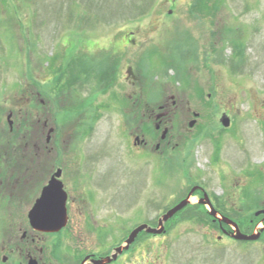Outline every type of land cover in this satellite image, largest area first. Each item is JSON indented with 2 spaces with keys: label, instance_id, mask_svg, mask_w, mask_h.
I'll return each mask as SVG.
<instances>
[{
  "label": "rangeland",
  "instance_id": "1",
  "mask_svg": "<svg viewBox=\"0 0 264 264\" xmlns=\"http://www.w3.org/2000/svg\"><path fill=\"white\" fill-rule=\"evenodd\" d=\"M119 50L122 60L110 57ZM151 107L170 115L167 141L139 125ZM10 113L17 127L11 135ZM25 116L31 122L23 131ZM139 131L152 136L150 154L132 146ZM5 152L13 199L0 210V246L24 223L33 203L24 201L35 199L59 168L76 185L80 176L86 184L92 170V185L108 187L105 202L115 200L101 223L117 237L144 224L157 228L193 191L187 210L197 205L204 213V195L219 219L248 228L264 210V0H0ZM197 214L171 220L163 236L144 235L147 264H246L244 249L219 244L218 225Z\"/></svg>",
  "mask_w": 264,
  "mask_h": 264
},
{
  "label": "flooded vegetation",
  "instance_id": "2",
  "mask_svg": "<svg viewBox=\"0 0 264 264\" xmlns=\"http://www.w3.org/2000/svg\"><path fill=\"white\" fill-rule=\"evenodd\" d=\"M130 35V37H132L134 34L131 33ZM128 42L131 43V39ZM122 53L123 52L119 50L118 53H112L110 56L118 57V59L122 60ZM131 71L133 72L134 70ZM165 110V107H160L159 110L152 109L151 107L145 111H142V113L145 115L142 117L139 125L141 127L145 125L151 129H154V135H160L162 138L163 132L167 130L164 128V125H166V122L170 118L169 113L165 112ZM137 111L139 110L137 109ZM45 127H47V124ZM8 129L9 135L13 134L14 125L12 129L8 125ZM123 132L125 133V131ZM122 133L121 135H123ZM150 136L146 133H142V131H139L134 136V141L139 139L140 143H134L132 146L136 149H139L141 152L143 151L142 153L150 154L153 152V141H151ZM56 140H54V145L57 146V142L60 141L58 139ZM51 141L52 140H50V138H47L45 144L42 142L41 145L40 143V150L44 152V154L41 156V158L44 159L43 161H45V151H47V145H49ZM165 141H167V139ZM168 143L162 147L158 146V144L157 146L159 149L156 147L155 150L162 151V149L169 146ZM10 144L11 143L8 142L7 145ZM10 156L11 154L7 152L0 154V169L2 170L4 168V171H0V210H2V204L4 201H6L7 204L11 203L10 201L13 199V185L11 182V172L13 166ZM98 160L99 159L96 160L94 157V161ZM59 170L61 171L59 182L62 184V190L66 199L65 206L68 219L67 226L57 233L35 231L29 222V212L35 206L36 202L42 198L44 190L47 188L53 176ZM91 171L92 170L88 171L86 176L84 174V177L87 179L86 184L84 183L85 179L80 176L79 178L82 180L80 179L81 181L78 180V182L82 183V185H76V179L73 178L74 176H70L73 174L70 173L69 175V173H67L63 168H59L41 187L39 194L35 199L32 198V200L29 201L31 196H28L29 200L24 201L23 205H30L33 202L31 208L28 211V214L22 218L24 223L14 227L13 233L10 235L9 243L0 246V264H147V259L145 257L148 255L143 257L140 241L144 235H148L140 234L136 242L130 247L129 250H121L119 252L118 249H120L122 246H125L130 234L128 237H126L125 234H123L121 237H117L116 233L108 232V226L106 224L101 223L104 218L102 211L107 207L108 203H113L115 199L113 197L112 201H107V203L105 202L106 200L104 199L103 195H105L106 192L108 193V187H106V185H92L93 181L95 180V176L94 172ZM5 176L7 178L6 187L3 189V181ZM9 183L11 185H9ZM200 202L208 205L212 204L211 201L209 202L208 198L204 195L200 197ZM19 204L21 203L19 202ZM201 207H203V210L205 211L204 213L208 215L209 220L213 224L218 225L221 236L217 237L216 241L219 244H222L224 241H229L233 245L243 248L244 251L242 250L240 252L244 254L243 257L246 259V264H264L263 209L257 212H260L258 216L257 213L255 214V219L257 220L249 221L248 228L243 229L240 223H235L242 235L247 237L253 235L259 236L254 242H244L237 241L235 239L232 227L215 222L206 210V205H201ZM92 209H98V217H96L97 215L92 212ZM100 210L101 212L99 213ZM255 222H257L256 227L252 229ZM115 226L117 229L113 231L116 232L120 227L118 225ZM148 237L150 239L153 238L151 236ZM110 238L115 243L112 246L108 244ZM80 242H83L84 244L79 245ZM90 242L96 243L90 244ZM154 263L155 261L153 262L149 260V264Z\"/></svg>",
  "mask_w": 264,
  "mask_h": 264
},
{
  "label": "water",
  "instance_id": "3",
  "mask_svg": "<svg viewBox=\"0 0 264 264\" xmlns=\"http://www.w3.org/2000/svg\"><path fill=\"white\" fill-rule=\"evenodd\" d=\"M11 119L12 114H10L7 118L9 127L12 129L13 122L11 121ZM195 124L196 122L193 121L192 123H190L189 127L193 128ZM221 124L225 129H228L230 127V120L224 116L221 120ZM167 133V131L164 132L162 140H165ZM136 143H140L139 139H136ZM60 177L61 171L59 170L53 176L49 185L44 190L42 198L36 202L35 206L29 212V222L31 227L35 231L57 233L67 226L68 219L65 206L66 199L64 196L65 194L62 190V184L59 182ZM194 192L195 191L190 194L187 200L183 201L182 203L168 211L166 215H164L161 220H159L158 228H151L148 225H142L134 230L126 241L125 247L118 249V251L120 252L121 250H129L130 247L136 242L138 236L142 233H146L147 235L152 236L163 235L165 233V224H167L171 219H173L178 213L182 212L189 205V198L193 195ZM208 208L210 209V216L212 218L218 220L221 224H226L235 229V239L237 241L254 242L258 239V235H253L250 237L243 236L238 230V227L233 222L229 221L226 218L219 219L217 217V213L214 211L211 205H209ZM258 215L259 214H257V216Z\"/></svg>",
  "mask_w": 264,
  "mask_h": 264
},
{
  "label": "trees",
  "instance_id": "4",
  "mask_svg": "<svg viewBox=\"0 0 264 264\" xmlns=\"http://www.w3.org/2000/svg\"><path fill=\"white\" fill-rule=\"evenodd\" d=\"M111 57V56H110ZM110 61H114L112 58H108ZM118 71H119V66H118V64H114V67L112 68V72H113V76L112 77H116V75L118 74ZM58 78L55 80V83L56 84H61L62 83V81H63V79H64V72L63 71H61V73H59L58 74V76H57ZM114 80L116 81V79L114 78ZM113 84L114 83H112L110 86H109V90L112 88V86H113ZM105 87V88H104ZM60 90H61V88L59 89V92H58V90H54V91H56V92H58L57 93V97H59L60 95H61V93H60ZM106 91H108V87L107 86H103V88L102 89H100V91L99 92H106ZM68 109L65 111L66 113H68ZM74 111H77V110H74ZM74 111H72V112H74ZM18 120H19V118H18ZM31 122V119H30V116L29 117H27V116H25L24 117V121H22V124L21 125H18V127L20 128V129H23V131H25L26 130V127H27V129L29 128L30 129V125H29V123ZM15 128L17 129V127H15L14 126V130H15ZM14 134V133H13ZM193 209H195V211L193 212H191L190 213V215L188 214V211H190V210H193ZM198 209H200V207L199 206H195V207H193V208H191V209H186V210H184L183 212H181V213H179L176 217H175V221L176 220H178L179 219V217H180V219H181V217H185L186 215H187V218H188V216L190 217V218H192V220H194V219H196L195 217H192L193 215L194 216H196V214H197V212H196V210H198ZM204 214L205 213H200V215L199 214H197L198 215V217H200L201 218V220L203 219V217L202 216H204ZM206 215V214H205ZM197 217V216H196ZM206 219L208 220V217L206 216Z\"/></svg>",
  "mask_w": 264,
  "mask_h": 264
}]
</instances>
